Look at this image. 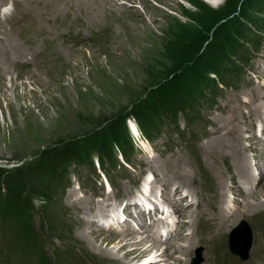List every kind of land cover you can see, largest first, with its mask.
Wrapping results in <instances>:
<instances>
[{
    "label": "rangeland",
    "instance_id": "obj_1",
    "mask_svg": "<svg viewBox=\"0 0 264 264\" xmlns=\"http://www.w3.org/2000/svg\"><path fill=\"white\" fill-rule=\"evenodd\" d=\"M11 1L4 4L14 11ZM40 3L46 5L48 0ZM247 3L224 0L213 7L204 0H110L123 14L121 22L110 26L106 16L96 19L78 3L71 7L64 2L55 5L56 13H41L48 31L39 36L30 32L29 41L24 40L26 31H17L22 28L19 17L32 25L29 12L19 14V21L8 22L16 30L11 36L19 45H9L7 39L0 43V51L5 52L0 54V65L6 66L0 80V165L13 168L32 162L44 148L67 140L77 139L85 146V161L69 165L68 189L55 205L48 207L43 196L36 197L40 213L35 226L53 264H59L54 254L68 249L73 261L68 264H143L141 257L125 259L124 251L114 246L122 235L155 234L159 209L173 211L168 190L176 199L181 194L191 199L186 196L179 209L183 215L178 213L172 220L175 229L185 234L176 238L186 243L187 252L180 254L169 234L166 244L174 257L167 264H193L198 247H202L200 264H264V133L259 131L264 129V28L253 30L250 37L255 36V41L239 40L244 51L238 45L229 55L239 74H228L227 67L207 73L214 78L208 83L215 92L209 96L212 90L205 85L208 96L198 105L196 117L189 113V120L188 111L178 113V122L156 135L133 116L126 117L121 124L134 144L133 153L125 158L113 144L118 160L106 165L108 172L90 146L96 130L108 127L118 116L122 120L176 66L189 64L212 31L228 18L240 19ZM139 20L147 30H140ZM4 38L0 34V41ZM47 51H53L55 58L48 60ZM181 86L193 94L202 84L188 68ZM89 154L96 166L93 173ZM242 161H248L254 177L248 188L242 185L236 191L243 175L237 165ZM176 186L180 191L174 190ZM222 204L233 213L219 225L215 221H220ZM150 209H155L157 218ZM136 210L144 211L139 214L145 218L138 228L133 219L138 216ZM122 214L130 217L134 233L125 230L128 224ZM243 220L252 232L247 260L230 249L232 233ZM102 226L108 227L99 229ZM195 230L197 235L188 240L186 234ZM110 234L120 236L112 243L101 241V236ZM19 253L14 240L0 234V264H25Z\"/></svg>",
    "mask_w": 264,
    "mask_h": 264
},
{
    "label": "trees",
    "instance_id": "obj_2",
    "mask_svg": "<svg viewBox=\"0 0 264 264\" xmlns=\"http://www.w3.org/2000/svg\"><path fill=\"white\" fill-rule=\"evenodd\" d=\"M262 13H264V0H248L247 8L243 11L241 18H228L220 23L198 53L188 62L189 64L176 66L173 73L158 84L157 89L150 91L151 93L147 92L145 98L132 105L131 110L124 113L125 117L122 120H119L118 116L104 128L105 130H96L90 146L99 156L101 168L108 172L106 165L116 164L118 156L113 144L117 145L125 158H131L134 144L125 137L126 127L124 129V124H121L126 117L133 116L147 132L156 135V132L164 126L171 127L176 124L178 113L188 111L189 120V113L198 115V105L208 96L205 85L212 90L209 96L215 92L211 83H208L209 80L214 82V78H210L207 73L226 71L225 67H227L228 74L233 72L239 74L238 65L229 55L238 48L239 40L255 41L256 37L250 36L253 30L264 28ZM244 46L240 44L239 49L244 51ZM242 57L247 59L244 55ZM224 61L227 66H222L221 62ZM188 68L191 69L198 83L202 84L195 87L197 92L193 94L185 92L181 86ZM174 117L175 123L169 121ZM111 136L116 138V143L109 141ZM84 150L85 146L80 140H67L44 148L32 162L13 168L0 166V234L4 238L14 240L20 252L19 257L24 259L21 261L25 264H53L52 258L42 248L40 234L35 226V218L40 213L36 197L43 196L45 204L52 208L60 193H65L68 189L67 182L71 175L69 165L72 163L81 165L85 161ZM89 159V166L93 173L96 171V166L91 154ZM54 255L55 263L56 261L59 264L73 262L69 249Z\"/></svg>",
    "mask_w": 264,
    "mask_h": 264
},
{
    "label": "bare ground",
    "instance_id": "obj_3",
    "mask_svg": "<svg viewBox=\"0 0 264 264\" xmlns=\"http://www.w3.org/2000/svg\"><path fill=\"white\" fill-rule=\"evenodd\" d=\"M6 0H0V34H5V38L2 39V41H0L1 44H4L3 41L5 39L8 40L7 44L9 45H19L18 43H14L15 41L13 40L12 38V32L13 31H16L14 30L9 24L8 22L9 21H17L19 18H20V21H21V26L22 28L20 30H17L18 32L20 31H26L27 34L24 36L25 39L24 40H27L29 41L30 38H29V33L31 32H35L37 33V36L39 35H42V34H46L47 33V28H46V20H44V18L41 16V13H43V11H51L53 13H56V9H53L55 7V5H58L60 3H66L67 5H70L72 7V3H78L77 5H79V7L83 10V11H86L85 13H90L91 16H93V18H100L101 16H106L107 17V21H109V24L110 26H113L112 24H115L116 22H121V20H123L122 18H120V15H123L120 13L119 15V12L120 10L115 6V5H111L110 4V0H48V3L46 5H43L40 3V0H12L13 1V4L14 5V8L15 10L12 11V10H9L7 8V5L4 4ZM11 1V2H12ZM112 1V0H111ZM206 2H208L211 6L213 7H217V6H220L221 3L224 1V0H221L220 3H212L210 2V0H204ZM46 2V1H45ZM75 5V4H74ZM1 6H3L1 8ZM61 6V5H60ZM64 7V6H63ZM108 7V8H107ZM110 7V8H109ZM57 8V7H56ZM62 8V7H61ZM75 8V7H74ZM118 9V10H116ZM54 10V11H53ZM59 10V9H58ZM72 10V9H71ZM60 11V10H59ZM64 11V10H63ZM70 11V10H69ZM109 11V12H108ZM1 12L3 13V16L1 15ZM24 12H29L30 14V22H32V25H28L27 21H25L24 17H19L18 18V15L19 14H23ZM84 13V12H83ZM37 14V15H35ZM138 15V13H135ZM90 16V17H91ZM112 17L111 20L108 19L109 17ZM92 19V18H91ZM19 21V20H18ZM143 26H142V25ZM137 25L138 27L140 28V30L142 31H145L144 29H148V27L146 25L143 24V21L142 20H139L137 22ZM56 44H52V46L54 47ZM1 53H5V52H2L0 51V54ZM50 58V59H54L55 56H54V52L53 51H47L45 52ZM44 53V54H45ZM4 57V56H3ZM8 57V56H7ZM6 58V57H5ZM5 60V59H4ZM7 60V59H6ZM56 61H59V59L57 58ZM1 63H3L2 61H0ZM56 63V62H55ZM7 65V64H6ZM3 68H6V66L4 65H0V80L2 79V75L4 73V70L2 69ZM259 131L263 132L264 133V129L263 128H260ZM135 134V133H134ZM121 152V151H120ZM246 160V158H244ZM166 168V167H165ZM237 168H238V172H242V176L239 180H237L236 182V187H235V190L238 191L240 189V186L242 187H245V188H248L246 187V184L249 183L253 177H254V174L252 173V171L248 168V161H242L240 162L238 165H237ZM236 168V169H237ZM237 171V170H236ZM235 178V177H234ZM235 180V179H234ZM148 181V180H147ZM259 182V181H258ZM257 182V184H258ZM251 185V184H250ZM254 185V184H253ZM179 186V185H178ZM176 186L175 187V191H180V188ZM252 186V185H251ZM147 187V186H146ZM251 188V187H250ZM168 195L171 197V202H172V206H173V211H170V209L168 208H161L159 209V213H160V217L161 219L157 220L156 221V224L153 225L156 226V232L154 235L150 236V237H146V236H139V237H135L134 235H130V234H126V235H116V234H110V235H105V236H101V241L102 242H110L112 243L113 240H115L117 237L120 236V238L118 239V241L116 242L115 246L116 248H119V252L120 251H124V258L125 259H129L130 261H133L135 260L136 258H143V260L145 261L143 264H167L168 261L171 262L170 260H172V256L168 250L170 247H168V244H166V242L168 241L169 239V234H172L170 237L174 238V240L171 242V244H175L176 243V248H179V250L181 251L180 254L182 255H185L186 254V243L183 242L181 240V238H176L177 236H180L181 234L185 235L184 232L182 231H178L175 229V221H172L174 219V217H176L175 219H177V215L179 213V209L181 208V205L184 206L185 204L184 201L186 200V196H187V199H191V196L186 194H181L177 197L176 199V195L173 194V192L169 191L168 190ZM254 195L251 194V197H253ZM224 197V194L223 196ZM145 199L147 201V195L145 196ZM151 201V200H150ZM221 201V200H220ZM225 200L223 199L222 202H224ZM197 204H199V202H196ZM233 203V202H232ZM250 203V202H248ZM187 204V203H186ZM234 205V204H233ZM251 205V204H250ZM140 206V205H138ZM220 206V205H219ZM249 206V205H248ZM135 207V206H134ZM222 214L218 217L220 219V221H215L217 223H219V225H222L226 220L227 218L229 217V215L231 213H233V209H226L225 208V205L222 204ZM88 208V207H86ZM186 208V207H185ZM198 208V206H197ZM236 208V207H235ZM139 209V208H138ZM187 209V208H186ZM189 209V208H188ZM134 210V209H133ZM151 210V215L152 217H156L155 216V209H150ZM184 211V209H183ZM191 211V210H190ZM259 211V210H258ZM121 212V211H120ZM125 212H128V209L125 210ZM124 212V213H125ZM139 212H141L142 214H144V211H141V210H136L135 213H137V217L136 218H133L135 219V226H139V222H143L144 221V216L140 215ZM219 213V212H217ZM128 214V213H127ZM147 214V213H146ZM179 214H182L183 213H179ZM119 215V214H118ZM132 215V213H131ZM158 215V214H157ZM122 216L125 218V222L128 224V223H131V221H129V216L128 215H123ZM193 217V215H191ZM189 217L191 218V223H195V220L192 219V217ZM96 217V216H94ZM188 217V216H187ZM216 218V217H215ZM99 219V218H98ZM123 219V218H122ZM180 219V218H179ZM187 219V218H186ZM93 219H90V221H92ZM103 220V219H102ZM107 220V219H106ZM188 220V219H187ZM186 220V221H187ZM94 221V220H93ZM100 221V220H99ZM110 221V220H109ZM116 221V220H115ZM180 221V220H179ZM183 221V220H182ZM213 221V220H212ZM119 222V221H118ZM189 222V221H188ZM106 223V222H105ZM110 224V223H109ZM134 224V223H133ZM172 224V225H171ZM170 225L171 228L170 231H168L166 229V227L168 228ZM191 225V224H190ZM193 225V224H192ZM127 226V225H126ZM134 226V227H135ZM108 227V226H107ZM107 227H100L99 229H105ZM117 227V226H116ZM185 227V226H184ZM130 228V229H128ZM125 230L127 231H131V233H134V229L132 227L128 226L125 228ZM126 231V232H127ZM117 233V232H116ZM123 233V232H122ZM222 233V232H221ZM220 234V233H219ZM219 234L217 235V237L219 236ZM197 235V230L193 231L190 235L189 234H186V238L188 240H191V238L195 237ZM100 235H97V237H99ZM166 238L167 241H166ZM216 238V237H215ZM172 240V239H171ZM216 240V239H215ZM190 242V241H188ZM184 243V244H182ZM194 244V243H193ZM109 245V244H108ZM192 245V243H191ZM196 244H194L195 246ZM170 246V245H169ZM193 246V245H192ZM159 247V248H158ZM115 248V249H116ZM132 248H134L132 250ZM155 250V254H152L153 251ZM161 250V252H160ZM189 250V249H188ZM177 258H180L177 257ZM170 259V260H168ZM181 259V258H180ZM190 259V258H189ZM249 259V258H248ZM247 260V259H246ZM162 261V262H160ZM245 261V260H243ZM159 262V263H158ZM201 263V262H200ZM199 263V264H200Z\"/></svg>",
    "mask_w": 264,
    "mask_h": 264
},
{
    "label": "water",
    "instance_id": "obj_4",
    "mask_svg": "<svg viewBox=\"0 0 264 264\" xmlns=\"http://www.w3.org/2000/svg\"><path fill=\"white\" fill-rule=\"evenodd\" d=\"M243 226H245V228ZM251 247L252 232L248 223L243 220L242 224L232 233L230 249L233 254L239 255L242 259H247L249 257ZM201 261L202 247H198L196 249V256L193 258V264H199Z\"/></svg>",
    "mask_w": 264,
    "mask_h": 264
},
{
    "label": "snow or ice",
    "instance_id": "obj_5",
    "mask_svg": "<svg viewBox=\"0 0 264 264\" xmlns=\"http://www.w3.org/2000/svg\"><path fill=\"white\" fill-rule=\"evenodd\" d=\"M210 2H212V3H220L221 0H210Z\"/></svg>",
    "mask_w": 264,
    "mask_h": 264
}]
</instances>
